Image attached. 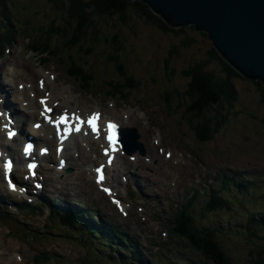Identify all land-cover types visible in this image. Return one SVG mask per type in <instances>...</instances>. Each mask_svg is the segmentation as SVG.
Instances as JSON below:
<instances>
[{
	"label": "rangeland",
	"instance_id": "1",
	"mask_svg": "<svg viewBox=\"0 0 264 264\" xmlns=\"http://www.w3.org/2000/svg\"><path fill=\"white\" fill-rule=\"evenodd\" d=\"M13 2H17L16 6L11 9L12 13H14L12 17L14 30L17 29V44L14 45V48H10V54H7V58L14 63L23 61L31 65L35 74L39 72L42 74H54L55 80L53 82L58 84L60 88L66 82L75 85V80L67 75L68 66L66 65L70 63L69 57H76L79 51L69 52L63 47L70 39V28L68 26H65L64 33L61 36L54 39L57 52L65 53V55L59 61L46 62L45 67H42L43 62L36 59L32 53H28V41H25L23 36L26 30L36 40L38 38L43 39L48 24L60 14L55 9L53 10L54 4L51 0H13ZM60 23L62 24V22ZM105 26L110 27L107 28ZM119 26V22L115 21L110 22L109 25L100 23L101 35L98 40L100 44H98L97 51L83 59V63L87 64V70L93 72L92 76H96L97 80L92 83L91 89H88L89 93L91 92L90 94H83L82 98L80 96V102L82 108H88V112L100 109L104 115L120 120L124 128L129 124L130 128L138 129L141 136L140 140L144 143L147 153L153 156V163L148 164L145 160H140L137 164H134L127 161L128 167H125L126 170L124 172L133 175L132 183L135 182L140 187V192L144 195V198L154 199L155 201L150 200L151 204L160 207V209L150 206L156 209L157 213L163 214L164 218H168L167 194L169 186L164 185L170 184L176 179H178L177 183L180 188L184 187L187 189L189 186L192 187L194 176H201L204 179L208 175L212 179L215 172L220 169L235 170L248 174L253 179H257L258 182L264 178V103L261 101V95L255 80L249 78L234 80V86L239 97L237 104L230 109V112L226 113L227 122L218 129L214 137L201 143L196 138L190 124L191 120L187 114L188 101L183 99L179 93H184L188 90V80L185 79L182 72L193 64L209 62L208 54L213 48V43L207 33L186 27V32L181 37H177L171 34H163L155 27H151L145 21L138 19L132 20L130 24L132 28L124 29V31L119 29ZM0 31L5 32L1 26ZM119 33L126 41L124 47L119 51L122 57L121 61L126 65L128 73L135 77V81L139 82L138 89L131 91L127 96L129 100L126 101L112 99L104 94V92L110 90L109 81L111 79L115 90H123L116 83V76L119 74L109 59L114 45L113 37ZM4 38H6L4 34H1L0 41ZM106 38H111L109 45L105 41ZM9 40L5 41L4 45ZM186 41H189V47L183 46L184 43H187ZM172 47L178 48L180 55L170 63V68L174 69L176 73L168 75L166 60L169 58ZM85 48L87 49V47ZM14 56L15 58H13ZM208 66L219 72L217 68L220 69V67L215 61L209 62ZM78 84L76 83L77 91H82ZM175 88H179V91H176ZM77 91H74V93H77ZM138 99L139 101H137ZM146 101H149V103H146ZM56 102L62 105L64 104V99H57ZM144 103L147 105L146 108L152 106L158 112L156 120L159 123L154 124L161 127L160 132L164 134L162 135L163 142L170 147H172L173 143L177 144L179 149L173 150L172 147L176 154V166L172 161L168 162L163 156L156 154L157 146L153 141L147 142L148 139L151 140L156 137L159 132L148 129L144 124L141 125L138 119L140 110L136 107V104L143 107ZM72 105L75 108L77 107V104L74 105L73 102ZM124 105L128 107L124 109ZM131 108L135 109V113L131 112ZM126 112L132 113L133 116ZM159 115L163 116L162 122ZM152 116L151 122H154ZM76 161L77 158L73 161V166ZM120 162L122 163V159H120ZM201 162L205 165H202ZM89 163L81 162L79 169L74 172V175L68 177V180H64L68 174H50L55 178L57 187V190L53 193L63 200H70L73 203L81 202L82 205L89 206L92 209H106L108 213L106 199L95 189L90 179L92 176L91 171L88 169ZM50 190L52 191V189ZM133 198L138 202L137 204H141L138 197ZM170 202H173V199ZM131 214L130 218L124 219L113 213L112 218L120 224L127 222L126 226L136 225L138 239L139 234H142L147 240L146 234L154 236L150 234V230L156 232L161 226H164L163 223L155 220H151L153 223H150L139 219L138 210L132 211ZM247 214L248 208H238L231 214L221 213L215 217L218 221L223 220L226 223H230L236 230L241 228V232L237 231L236 235H231L226 241L227 246L225 248L232 255V264H256L254 263L252 251L258 244H264V239L256 240L257 237L251 240L246 239L247 233L244 230V225L247 220ZM210 219L212 220L211 217ZM210 219H206L207 225L212 223ZM223 221H219L222 223L219 225L222 226L224 224ZM12 226H16V224L12 223ZM62 232L61 229H58L49 239V247L51 248L48 251V256L53 258L54 261L51 260L43 264H56L57 260L65 264H109L105 260L95 261L93 254H90L92 252L88 251L79 239L69 238ZM258 235L262 238L264 233L261 232ZM154 239H159V235L154 236ZM140 241L144 243L141 238ZM172 242L174 243L176 255V257L172 256V259L175 262L185 257L189 258L188 260H194L193 264L200 260L199 255L197 257L192 256V253L188 251L184 252L185 256L183 255L179 258V245L185 247V242L177 237L173 238ZM153 243L156 244V241L154 240ZM23 246H25V254L23 255L27 261H30L37 254H34L33 250L30 249L41 250L40 247H43V249L48 247L47 243L37 242L29 244L27 241ZM68 248H70L71 252L69 257ZM189 249L191 248L188 247ZM148 250H150V247ZM163 251H166V247ZM95 252L98 253V257ZM95 252V258L105 257V252L101 253L99 250H95ZM65 258L68 259L66 260ZM169 261L170 259L168 258L164 263ZM112 262L118 264L115 260H112Z\"/></svg>",
	"mask_w": 264,
	"mask_h": 264
},
{
	"label": "trees",
	"instance_id": "2",
	"mask_svg": "<svg viewBox=\"0 0 264 264\" xmlns=\"http://www.w3.org/2000/svg\"><path fill=\"white\" fill-rule=\"evenodd\" d=\"M51 2L54 4L53 10L55 9L60 14L56 16L58 19L48 24L45 36L43 37L44 39H33V48L41 54H52L50 50L55 47L54 43H52L53 39L63 34L64 28L62 26H68V28L74 31V38L65 45L69 51L77 49L82 45L83 41H85L84 43H88L89 39L93 42L100 43L98 41L101 35L99 29L100 23L109 25L112 21L119 22V29L123 31L124 29L132 28L130 27L132 20L138 19L145 21L163 34L181 37L186 32V27L179 29L170 27L160 16L155 15L146 3L141 1L51 0ZM16 4L17 2H13V0H0V26L5 31L0 33L6 37L0 42L5 43L9 38V42H11L16 37L17 29L14 30L12 23L14 13L11 12L12 7L16 6ZM105 27L109 28L110 26ZM188 29L196 30L195 26H190ZM110 39H105L107 45L111 43ZM96 42L95 44H97ZM125 42L120 33L114 35L111 59L119 61V51L124 47ZM185 45L189 47V41L183 44L184 47ZM83 46L86 45L84 44ZM92 50L89 49V52ZM179 51L176 47L171 48L169 58L166 60L168 75H174L176 73L174 69L170 68V63L180 55ZM54 53L51 56L55 57L56 53ZM87 55L85 54V56ZM208 55L210 63L211 61H215L219 65L220 69L217 68L219 72L208 66L209 62L193 64L182 72V75L188 80V90L184 93H179L183 99L188 101L187 114L191 120L190 124L195 132L196 138L201 142L211 140L218 129L227 122L226 113L230 112V109L239 100L236 87L234 86V80L246 79L219 54L214 46ZM83 58L81 57L82 60ZM117 68L120 76L118 84L123 90L132 91L137 89L138 86L135 84L134 78L128 74L126 65L120 62ZM75 72L79 73L77 76L85 80L84 82L86 83L90 79L93 80L91 75L87 74L81 65L76 64L73 73ZM255 84L261 95V101L264 103V84L260 80H256ZM175 90L179 91V88H175ZM231 185H237V188L232 189L237 194L236 196L248 200L252 199L255 202L256 211L254 210L248 214L244 225V230L247 233L246 239L251 240L252 238L256 239V237V240L264 239V236L261 238L258 235V233H264V196L261 197L263 200H259V196L261 195L260 188H252L250 182L238 179L236 176L233 177ZM238 205L244 207V202L238 203ZM227 206L222 198L215 195L207 205L206 210L203 211L201 222L198 219H194L188 211L186 213L187 216L179 220L176 223L178 225L177 228L174 229L176 234L185 240L188 247L190 245L191 248L202 253L214 264H232L230 253L225 248L227 246L226 241L231 235H236L237 231L241 232V228L236 230L230 223H226L223 220H219L224 223L222 227L218 226L222 223L215 219V217L221 212H224ZM209 216L212 218V223L207 225L206 219H209ZM106 231L112 233L111 238H115L117 235L116 229L111 230L109 227L106 228ZM119 239V244H122L123 237ZM263 245L258 244L254 248V251H252L253 259L255 260L254 263L256 264H264Z\"/></svg>",
	"mask_w": 264,
	"mask_h": 264
},
{
	"label": "water",
	"instance_id": "3",
	"mask_svg": "<svg viewBox=\"0 0 264 264\" xmlns=\"http://www.w3.org/2000/svg\"><path fill=\"white\" fill-rule=\"evenodd\" d=\"M174 28L195 26L243 77L264 84V0H128Z\"/></svg>",
	"mask_w": 264,
	"mask_h": 264
},
{
	"label": "bare ground",
	"instance_id": "4",
	"mask_svg": "<svg viewBox=\"0 0 264 264\" xmlns=\"http://www.w3.org/2000/svg\"><path fill=\"white\" fill-rule=\"evenodd\" d=\"M12 12V11H11ZM20 66L21 67H23L24 69L27 67L25 64H23V63H20ZM20 69H22V68H20ZM20 76H22L23 75V73L22 74H19ZM0 78H2V77H0ZM31 81H32V78H29ZM47 84H48V86H50V91H51V94H50V97H49V101H50V104L54 107V106H56L55 105V102H56V100L58 99V98H60V97H62V96H65V95H67V92H66V88L64 89V90H61L60 88H59V86H56V84H51L50 83V79H48L47 80ZM1 86L2 87H5V85H4V79L2 78V82L0 83V94H3V93H8L9 92V89H7V88H1ZM69 89V88H68ZM6 95V94H5ZM4 96V95H3ZM68 96V95H67ZM70 100H67V101H65V104L63 105V108H67V107H71L70 106V102H69ZM35 108V111H37V113H38V110H39V108H36V107H34ZM78 110V109H77ZM78 112L79 113H88L87 112V109L85 108V109H79L78 110ZM35 116V118H37L38 117V115H34ZM22 119H23V123H24V118L22 117ZM104 119H105V117H104ZM120 123V122H119ZM20 125H22V123H20ZM130 128V125H128V126H126V130H128ZM21 140V139H20ZM19 139H17V142H19L20 141ZM5 141V140H4ZM6 142V141H5ZM55 143V140H52V143ZM91 143V150L93 149V142H90ZM82 150V149H81ZM100 158H101V156H100ZM68 166H70L69 165V163H68ZM54 189V188H53ZM0 241H2V239L0 238ZM12 261V260H11Z\"/></svg>",
	"mask_w": 264,
	"mask_h": 264
},
{
	"label": "snow or ice",
	"instance_id": "5",
	"mask_svg": "<svg viewBox=\"0 0 264 264\" xmlns=\"http://www.w3.org/2000/svg\"><path fill=\"white\" fill-rule=\"evenodd\" d=\"M98 115H93L89 120H88V124H89V126L90 127H92V129H93V131H97V125H96V121L98 120ZM77 120H79V118L77 117ZM67 122H68V117H67V115H65V116H63V117H61V118H59V120L57 121V124H59V123H65V124H67ZM82 123V122H81ZM115 125H112V124H110L109 125V129H110V131H111V134L109 135V137H108V139H109V141L110 142H112L113 144L115 143V140H116V137H115ZM76 131H79L80 130V128H79V126H77L76 127V129H75ZM7 169L10 171L11 170V164L9 163L7 166ZM31 167H34L33 165H30V168ZM98 172H101V175H100V177H99V180H103V175H102V170H100V169H98L97 170ZM105 191L107 192V191H109L108 189H105Z\"/></svg>",
	"mask_w": 264,
	"mask_h": 264
}]
</instances>
